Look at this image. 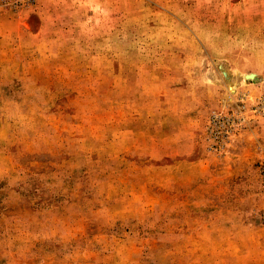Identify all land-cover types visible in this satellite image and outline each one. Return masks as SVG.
I'll return each instance as SVG.
<instances>
[{"label":"rangeland","instance_id":"374dc122","mask_svg":"<svg viewBox=\"0 0 264 264\" xmlns=\"http://www.w3.org/2000/svg\"><path fill=\"white\" fill-rule=\"evenodd\" d=\"M0 264H264V0H0Z\"/></svg>","mask_w":264,"mask_h":264}]
</instances>
